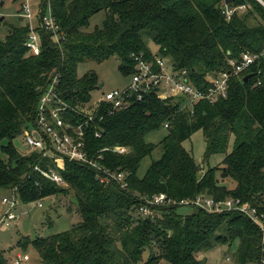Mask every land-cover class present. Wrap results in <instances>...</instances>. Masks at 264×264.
<instances>
[{
  "label": "trees",
  "instance_id": "trees-1",
  "mask_svg": "<svg viewBox=\"0 0 264 264\" xmlns=\"http://www.w3.org/2000/svg\"><path fill=\"white\" fill-rule=\"evenodd\" d=\"M225 1L44 0L38 28L24 23L0 39V188L17 193L25 205L68 198L73 206L68 212L80 217L68 231L24 237L17 246L26 250L32 245L43 264H204L199 259L203 251L238 242L237 264H264L259 226L241 211L214 212L191 204L192 214L178 213L188 205L181 201L232 199L256 209L264 222V0H231L227 5L236 10L229 18ZM50 10L59 25V43L41 25ZM101 11L106 12L103 27L87 32L89 20ZM33 30L40 41L38 55L27 45ZM150 42L157 54L151 53ZM133 54L150 61L161 56L174 70H188L196 87L206 92L213 78L232 71L230 61H240L244 54L259 58L229 80L227 97L215 103L200 101L192 111L179 98L147 93L124 110L106 111L101 122L86 128L90 157L111 172H125V188L112 178L102 182L100 172L88 164H58L43 153L14 146L33 123L38 100L55 75H60L61 99L74 109L85 107L100 81L94 71L79 76L78 67L117 56L119 69L131 77ZM63 116L72 123L82 120L71 108ZM165 125L167 134L158 145L146 140ZM199 131L206 142L204 160L224 156L218 167L204 168V174L183 143ZM117 146L128 152H115ZM159 146L161 156L141 177L142 162ZM43 171L58 172L65 185ZM224 181H231L232 188L219 183ZM160 194L175 203L148 204ZM142 207L151 213L141 216ZM0 264H11L2 252Z\"/></svg>",
  "mask_w": 264,
  "mask_h": 264
},
{
  "label": "built area",
  "instance_id": "built-area-1",
  "mask_svg": "<svg viewBox=\"0 0 264 264\" xmlns=\"http://www.w3.org/2000/svg\"><path fill=\"white\" fill-rule=\"evenodd\" d=\"M226 5V14L228 18L235 12V9H229ZM246 6H240V10H244ZM22 14L29 19L30 11L27 4L23 5ZM41 25L47 31L52 32L54 39L59 43L61 36L59 34V25L56 24L52 17L51 10L41 19ZM31 52L38 55L40 52V41L38 35L34 30L31 32L28 43ZM136 61L135 73L131 76L129 85L125 89H117L112 92H103L100 98L92 100L85 107L73 108L71 105L63 101L58 92V84L60 82V75H55L46 87L44 88L39 103L36 107L33 123L26 128L23 134V142L25 147H28L30 152L37 151L43 153L45 157L55 160V162L64 163L63 161H75L84 165H90L100 172L103 177L101 181H107V178H112L115 181L122 182V187L125 188L127 183L125 179L127 174L119 172L118 174L111 172L108 169L101 167L96 161L90 157L86 138V128H89L97 120L101 122L105 117V112L109 115L117 111L124 110L131 106L132 102L143 100L147 93H156L160 99H176L179 98L184 102V106L193 111L195 104L200 101H210L215 103L222 97H227L230 79L238 74L244 73L254 64L259 58L258 55L244 54L240 61H230L232 71H223L221 74L213 78V86L209 90L202 91L196 87L190 78L188 70H174L169 62L160 57H156L155 61H150L144 54H133ZM72 109L77 116L81 117V121L72 123L66 121L63 114L68 109ZM168 125H165L167 128ZM101 132H96V137L100 138ZM115 152L125 154L128 149L123 146L114 148ZM102 159V157H99ZM43 175L52 181L65 185L63 178L58 172L43 171ZM3 204H10L8 198H4ZM175 203L167 199L166 194L154 196L148 201L151 205H164ZM180 204L199 205L209 211L225 212L235 210L242 212L252 219V221L259 226L261 232V244L264 246V222L261 216L257 215L256 209L243 206L238 201L228 199L223 203H214L210 199L198 197L194 202L181 201ZM17 205V197L14 196L11 206ZM39 207H42L39 204ZM141 213L143 216H148L151 210L148 207H142ZM18 220V216L9 211L5 217L0 220V225L4 224L6 227L13 226V222ZM28 260V256L18 254L13 261V264H22Z\"/></svg>",
  "mask_w": 264,
  "mask_h": 264
},
{
  "label": "rangeland",
  "instance_id": "rangeland-1",
  "mask_svg": "<svg viewBox=\"0 0 264 264\" xmlns=\"http://www.w3.org/2000/svg\"><path fill=\"white\" fill-rule=\"evenodd\" d=\"M4 2L3 6H0V39H5L14 26H22L24 23H30L32 28L35 30L38 28V17L41 12V5L44 0H0ZM27 4L30 17L27 19L22 18L24 11L23 5ZM22 18V19H21ZM106 18V12H98L89 20V25L85 28L87 32H93L97 28L103 27V22ZM149 49L151 53L157 54V47L154 43H149ZM121 60L115 56L107 61L100 64L95 63H85L78 67V75L84 76L85 73L94 71L99 77V81L104 84L103 88L96 90L92 93L93 100L100 98L103 92H112L117 89H125L130 82L131 77L124 76L121 69H119ZM167 134V129L162 127L160 131L150 133L147 136V141L154 144L160 143L162 138ZM14 146L20 152H26L28 147H25L23 142V136L14 140ZM184 143L185 148L191 153L195 158V161L200 165V173L204 174V168L210 166L218 167L223 159V155H213L211 156L209 162L205 161L204 153L206 150V142L202 131H199L193 136L186 140ZM233 143L229 147L228 152L232 150ZM29 153H31L28 150ZM162 153V147L159 146L151 156L145 158L142 162L140 169L138 170V175L143 177L148 167L154 160H158ZM0 156L4 157L0 149ZM221 185L224 183L227 187L232 188L231 181L219 182ZM17 196V205L15 207L11 206V202ZM4 198H8L10 204H3ZM40 204L42 207L38 206V202L29 203L27 205L20 201L17 193L14 191L6 190L0 188V220L3 219L9 211H13L19 216V219L13 222V226L6 227L4 224L0 225V252L13 264L14 258L18 254L27 255L28 260L23 264H43L39 253L35 250L32 245L26 250L22 247L17 246V243L24 237H29L31 239H36V237H47L59 232H64L70 230L74 224L80 221V217L77 213H69V209L73 206L71 205L68 198L58 197V198H46L43 199ZM72 206V207H71ZM195 211V208L190 206H180L178 209L179 214L190 215ZM142 216V214H141ZM239 243L236 242L232 248H228L213 245L209 250L203 251L199 255V259L203 261L204 264H237L235 260V253L238 250ZM148 252L145 253L144 258H148ZM159 264H169L166 262H160Z\"/></svg>",
  "mask_w": 264,
  "mask_h": 264
},
{
  "label": "water",
  "instance_id": "water-1",
  "mask_svg": "<svg viewBox=\"0 0 264 264\" xmlns=\"http://www.w3.org/2000/svg\"><path fill=\"white\" fill-rule=\"evenodd\" d=\"M259 1L262 2L261 0H259ZM229 2H231V0H226V1H225L226 4L229 3ZM3 4H4V2H1V3H0V6H3ZM262 4H264V3H262ZM251 77H252L251 75L246 76V77L244 78L245 82H248L249 79H250ZM99 85H100V86H99V89L103 88V86H104V84H103L102 82H100Z\"/></svg>",
  "mask_w": 264,
  "mask_h": 264
},
{
  "label": "crops",
  "instance_id": "crops-1",
  "mask_svg": "<svg viewBox=\"0 0 264 264\" xmlns=\"http://www.w3.org/2000/svg\"><path fill=\"white\" fill-rule=\"evenodd\" d=\"M26 256H27V255H26ZM26 261H27V260H26ZM24 262H25V261H24ZM24 262H23V263H24ZM23 263H22V264H23Z\"/></svg>",
  "mask_w": 264,
  "mask_h": 264
}]
</instances>
